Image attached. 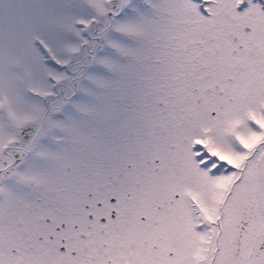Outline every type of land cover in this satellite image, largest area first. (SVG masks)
Masks as SVG:
<instances>
[{"label": "snow or ice", "instance_id": "snow-or-ice-1", "mask_svg": "<svg viewBox=\"0 0 264 264\" xmlns=\"http://www.w3.org/2000/svg\"><path fill=\"white\" fill-rule=\"evenodd\" d=\"M0 264H264V0H0Z\"/></svg>", "mask_w": 264, "mask_h": 264}]
</instances>
